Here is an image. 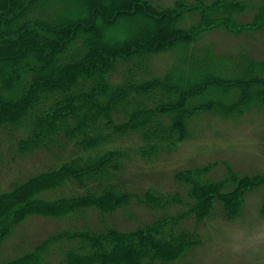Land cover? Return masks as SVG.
<instances>
[{"label": "trees", "instance_id": "16d2710c", "mask_svg": "<svg viewBox=\"0 0 264 264\" xmlns=\"http://www.w3.org/2000/svg\"><path fill=\"white\" fill-rule=\"evenodd\" d=\"M84 1L0 0V131L8 130L0 147L44 160L42 170L0 194V241L34 211L66 215L94 206L106 218L129 209L138 189L126 178L193 138L191 123L204 111L264 108V59H233L235 66L221 72L211 48L206 56L199 52L203 36L215 29L262 27L264 6L242 23L246 0H90L87 17ZM96 5L110 12L109 21L97 22ZM165 53L172 61L159 72L152 59ZM212 166L175 172L190 185L188 196L147 192L153 221L128 230L105 221L69 234L84 239V253L76 254L94 264H193L200 234L185 220L211 215L213 198H227L217 189L226 180L204 177ZM262 183L264 176L246 177L230 198ZM62 188L67 191L55 199L39 198ZM44 243L2 264H44L38 254Z\"/></svg>", "mask_w": 264, "mask_h": 264}, {"label": "rangeland", "instance_id": "374dc122", "mask_svg": "<svg viewBox=\"0 0 264 264\" xmlns=\"http://www.w3.org/2000/svg\"><path fill=\"white\" fill-rule=\"evenodd\" d=\"M152 1L156 4H172L175 0ZM84 2L86 5H83L85 10L83 14L87 17L90 12L86 6L91 1ZM246 2L249 10L238 16L242 23L254 21L256 11H253V8L264 6L262 0ZM104 9L103 6H95L93 13L97 16V22L100 21L99 17L106 21L111 19L110 12L105 13ZM202 40L199 52L204 55V49L211 48L217 58L222 60L219 64L221 72H227L233 65L235 66L231 61L233 59L241 60L247 56L264 59V24L259 29L250 27L241 32L225 28L215 29L206 33ZM171 61V55L168 53L159 54L152 59V65L154 69L163 72ZM217 91L222 96H227L230 89L217 88L215 92ZM191 129L195 130L193 138L167 150L163 159L152 167L139 168L141 170V173H137L139 176L134 174L126 178L127 181L136 184L138 189L129 209L118 208L106 218L101 210L94 206L86 208L85 213L77 210L78 212L66 215H55L51 210L27 213L22 221L12 228L11 234L5 235L0 241V264L5 261L4 258L24 255L26 250H31L42 242L46 243L45 250L38 254L44 264H94L88 263L87 259L84 261L76 254L84 253V250H79L84 239L73 237L74 235L71 237L69 234L90 227L96 229L105 225V221L122 230L153 221L156 214H153V210L144 201L150 194L147 192L172 195L179 192V196H188L190 185L180 184L174 177L175 172L187 167L212 164L211 169L204 173V177L214 182L226 180L217 189L222 196L227 193V198L218 196L213 198L211 215L200 220L194 218L185 220L186 227L200 234V242L191 252V257L188 254L187 258L190 257L189 260L193 261V264H264V183L256 187L245 185L248 188L244 190L243 195L230 198L236 193L237 188L241 187L240 180L264 176V108H252L244 113L237 109L235 113L230 112L226 115L225 112L222 115L204 111L192 121ZM7 131L1 130L0 135ZM43 162L44 160L37 156L21 159L14 147L1 143L0 194L14 189L31 173L42 170ZM68 189L71 191L70 186ZM66 191V188L47 189L39 194V198L55 199ZM191 201L194 200L191 198ZM57 233L64 235L47 244L46 240Z\"/></svg>", "mask_w": 264, "mask_h": 264}]
</instances>
